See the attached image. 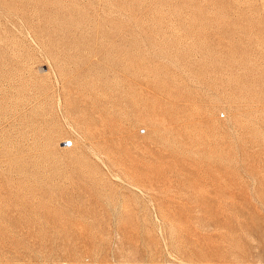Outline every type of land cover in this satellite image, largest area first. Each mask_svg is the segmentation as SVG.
I'll return each instance as SVG.
<instances>
[{
    "label": "rangeland",
    "instance_id": "rangeland-1",
    "mask_svg": "<svg viewBox=\"0 0 264 264\" xmlns=\"http://www.w3.org/2000/svg\"><path fill=\"white\" fill-rule=\"evenodd\" d=\"M0 264H264V0H0Z\"/></svg>",
    "mask_w": 264,
    "mask_h": 264
},
{
    "label": "built area",
    "instance_id": "built-area-1",
    "mask_svg": "<svg viewBox=\"0 0 264 264\" xmlns=\"http://www.w3.org/2000/svg\"><path fill=\"white\" fill-rule=\"evenodd\" d=\"M74 143H73V141L72 140H68L67 142H66V146L67 147H70V146H72Z\"/></svg>",
    "mask_w": 264,
    "mask_h": 264
}]
</instances>
